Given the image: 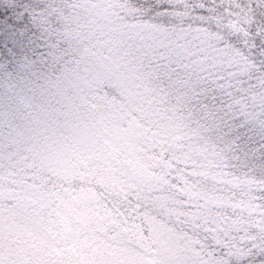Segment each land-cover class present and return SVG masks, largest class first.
I'll list each match as a JSON object with an SVG mask.
<instances>
[{
  "label": "snow or ice",
  "instance_id": "obj_1",
  "mask_svg": "<svg viewBox=\"0 0 264 264\" xmlns=\"http://www.w3.org/2000/svg\"><path fill=\"white\" fill-rule=\"evenodd\" d=\"M0 264H264V0H0Z\"/></svg>",
  "mask_w": 264,
  "mask_h": 264
}]
</instances>
